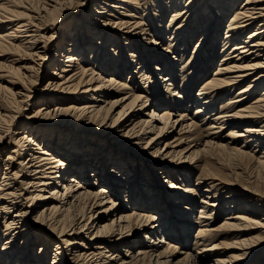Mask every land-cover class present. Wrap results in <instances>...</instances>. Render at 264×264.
I'll return each mask as SVG.
<instances>
[{"label": "bare ground", "instance_id": "obj_1", "mask_svg": "<svg viewBox=\"0 0 264 264\" xmlns=\"http://www.w3.org/2000/svg\"><path fill=\"white\" fill-rule=\"evenodd\" d=\"M193 41L185 77L192 90L201 85L191 118L177 114L191 94L173 89ZM0 60V264H255L264 256V191L202 167L217 150L249 156L264 172V0H0ZM218 61L212 77L195 79ZM223 93L230 98L218 109ZM68 99L76 104L63 106ZM198 118L208 133H197ZM251 145L261 154L248 153Z\"/></svg>", "mask_w": 264, "mask_h": 264}, {"label": "rangeland", "instance_id": "obj_2", "mask_svg": "<svg viewBox=\"0 0 264 264\" xmlns=\"http://www.w3.org/2000/svg\"><path fill=\"white\" fill-rule=\"evenodd\" d=\"M172 13H173V9H170V10H166V11H164L163 12V16H162V24H163V26H168V24L171 22V17H172ZM81 15H82V13H81ZM114 21L115 20V17L114 16H112V17H110L109 18V21ZM225 25H226V23H225ZM224 28V27H223ZM222 28V29H223ZM204 29V28H203ZM225 29H226V27H225ZM224 32H225V30H222L221 31V36L223 35L224 36ZM52 35H55V33L54 32H50L49 33V35L48 36H52ZM223 37H221V38H219L218 40H217V46H215L216 47V51H218V52H220L221 50H222V48H223V39H222ZM168 41H167V39L165 40V42L163 43V47L165 46V48L166 47H168ZM195 46H196V42L195 41H193V43H191V46L189 47V51L188 52H181V57H179L180 59H182V61L181 62H179V66L178 67H181V68H179V78H178V80H177V83L175 84V87H174V89L173 90H176V89H183V90H185L188 94H191V96L189 95L188 97H187V101L182 105V110H180L177 114H179V113H187V114H189V117H194L193 115H194V112H195V109H196V106H198V104L196 105H194V98L196 97V94L198 93V90H199V87H200V85L198 86L197 85V87H195V89H193L192 90V82L193 81H189V79L188 78H186L185 76L186 75H188V73L190 72V70L192 69V66H191V61H190V59H191V57H192V54H193V51H194V48H195ZM180 49H182V46H181V48ZM177 51L178 53H180L179 52V49H178V47L177 48H173V51ZM222 55V54H221ZM220 55V56H221ZM207 58V57H206ZM206 58H205V60H206ZM220 59V58H219ZM0 61H2V60H0ZM190 61V62H189ZM218 64H219V61L213 66V68L210 70V72L209 73H207V75H205V77L203 78L202 77V73H198V75H197V77H195V79H197V80H199V79H201L200 80V82H203L206 78H209V77H212L213 76V72L214 71H216V67L218 66ZM97 65V64H96ZM92 66H94V64H92ZM190 70H189V69ZM47 69H45L44 70V72L42 73V76H41V78H40V80L38 81V84H37V87L36 88H38V89H43L46 85H47V78L45 79L44 78V75H45V71H46ZM180 70H182L183 72H180ZM185 71H187L186 72V74L184 73ZM209 71V70H208ZM91 72L92 71H89V75L91 74ZM113 73V72H112ZM111 73V74H112ZM114 74V73H113ZM120 75H123L124 77V79H122L121 78V81L122 82H128V75H129V73L128 72H126V71H120ZM194 75L196 76V73L194 72ZM107 77H109V74H107ZM183 77H184V80H183ZM88 79V78H87ZM184 81V82H183ZM195 82V81H194ZM188 83V84H187ZM199 84V83H198ZM84 85H86V81H85V83L84 84H82V86H84ZM132 85V84H131ZM87 86V85H86ZM86 86H84V87H82L83 89H85V88H87ZM133 86V85H132ZM176 86H177V88H176ZM184 87V88H183ZM82 89V90H83ZM236 93H237V91H236ZM166 94V93H165ZM223 95V96H222ZM220 97H219V100H218V105H217V107H218V109H220L221 107H222V105H225L226 104V102H227V97H229V96H224V93L222 94ZM237 95H233L231 98H233L232 100H235V99H237V97H236ZM192 97V98H191ZM191 98V99H190ZM230 98V97H229ZM178 99V98H177ZM254 99V98H253ZM178 100H180V99H178ZM72 100H69L68 99V101L66 102V103H63V106H65V107H67V106H69L70 104H76V103H72L71 102ZM224 101V102H223ZM252 101V100H251ZM250 101V102H251ZM250 102H248V103H245V104H243L242 103V105L243 106H246V105H248ZM172 105H175L174 103H172ZM37 108H38V106H36V107H33V108H30L31 110H29V115L32 117V116H34L35 115V112H36V110H37ZM122 108V106L121 107H119V108H117V111L118 110H120ZM1 112H3L2 110H0ZM195 121L196 122H198L199 124H201V122L203 121L202 120V118H198V119H195ZM92 125V127H90ZM97 125H98V123H97V121H95V122H91L90 124H88V122H86V121H78V124H77V127L78 128H80V129H82V128H90L89 130H91V129H94V128H96L97 127ZM86 126V127H85ZM199 128H200V130H198L197 131V133L198 134H206V133H208V131H210L209 129H208V124L206 125H204V124H201V125H199L198 126ZM79 131V130H78ZM228 132V130H224V132H222L221 133V135H226V133ZM81 135H84V134H81ZM149 137V136H148ZM148 137H144L145 139L142 141V142H140L141 144H139L140 145V147L141 148H143V147H145L146 146V143H147V140H148ZM66 139V138H65ZM135 140H136V138H135ZM134 140V138H132L131 140H127L128 142V148H132V149H136V148H138V145H135L134 146V142H136ZM239 142H238V146H241L242 144H243V138H239ZM186 145L184 144V146L183 147H181V148H184ZM6 146H4L3 148H5ZM164 147V145H163V143L161 144V148H163ZM87 148H88V144H86V145H82V150H84V151H86L87 150ZM248 153H250L251 155H253V153H255V147H254V145H251L248 149ZM8 151V150H7ZM192 151V150H191ZM191 151H189V152H185V153H183L181 156H182V160H180V161H185V158L187 157L186 155H188V154H190V152ZM213 156H215L214 158H211V157H209V158H207L203 163H202V167H204V165L208 162V166L207 167H210V168H213L214 170L213 171H215V172H218V173H220L221 175H223V176H225V177H228V179H236L238 182H237V184L238 185H242V186H246V185H249V184H251L252 186H255V187H258V188H260L261 190H263L264 191V172H262L259 168H257L258 166H257V164L256 163H254V161L252 160V159H250L251 157H249V156H244V157H236V156H234V155H231V154H229V153H226V152H220V151H217V150H214L213 151ZM257 156L258 155H260L261 154V152H256L255 153ZM62 157V156H61ZM64 157V156H63ZM67 158L66 157H64V160H66ZM179 158L177 157V158H174V159H168V160H170V161H172L171 163H169V164H173L174 162L173 161H175L176 163H177V161L176 160H178ZM168 163V162H167ZM180 163V162H179ZM2 170L4 169V167H5V164H2ZM169 169H172V166H170L169 165ZM92 178V177H91ZM94 179H95V177L93 178V179H91L92 181H94ZM195 179H196V177H193V183H195ZM141 180V179H140ZM145 185H146V183H144ZM168 184V183H167ZM101 186V184H99L98 186H95L94 187V189H97L98 190V188ZM208 186V184H205V185H203V186H201V189L203 188H206ZM126 198V196H124L123 195V197H122V199L124 200ZM125 205H129L128 203H125ZM133 208V207H132ZM132 208H130L129 209V211L130 210H132ZM221 209V208H220ZM225 214H226V212H225V209L223 208V210H221L220 212H217L216 213V215H215V217H217V219H216V225H219V224H222V222L224 221V217H225ZM193 216L194 217H198V213H194L193 214ZM193 223V222H192ZM193 226H194V228L191 230V236H190V240L188 241L189 243H188V245L185 243V244H183L181 241H184V239L181 237V240L180 239H176L178 242H180L179 243V247H180V250L181 251H184V250H187L188 248H191L192 247V240L194 239V236H193V234H194V232H196V230H197V226H196V224H192ZM182 233V231L181 232H179V234H181ZM142 234H144V233H142ZM182 234H184V233H182ZM36 236V235H35ZM130 238H133V233H131L130 234ZM174 238H176V237H174ZM179 238H180V236H179ZM88 239V238H87ZM142 239V238H141ZM229 240H230V238H228ZM175 240V241H176ZM217 240V239H216ZM88 241V240H87ZM89 244H90V240H89ZM176 244H177V242H176ZM187 245V249H185V246ZM1 246H2V243H1ZM39 247H40V244H37V245H35V247H33L32 248V250L37 254L38 253V251H39ZM137 248V247H136ZM183 248V249H182ZM35 250H37V252L35 251ZM181 256H183V255H181ZM49 258H51L52 259V257L51 256H49ZM50 261V260H49ZM46 264H48V263H46ZM49 264H50V262H49ZM255 264H264V256H262L261 258H259L258 259V261H257V263H255Z\"/></svg>", "mask_w": 264, "mask_h": 264}]
</instances>
